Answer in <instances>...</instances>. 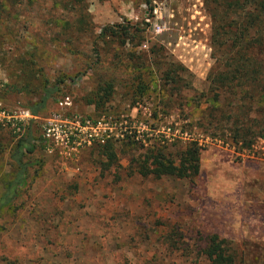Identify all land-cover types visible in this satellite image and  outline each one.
<instances>
[{
    "label": "rangeland",
    "instance_id": "rangeland-1",
    "mask_svg": "<svg viewBox=\"0 0 264 264\" xmlns=\"http://www.w3.org/2000/svg\"><path fill=\"white\" fill-rule=\"evenodd\" d=\"M111 25L130 35L137 27L141 39L97 40ZM210 34L203 0H0V194L15 172L12 125L35 147L26 186L0 211V264H206L212 235L235 264H264L263 140L239 160L227 138L206 141L189 179L137 173L188 123L178 115L187 106L176 112L161 98V73L180 64L192 91H204ZM50 89L35 116L12 118ZM63 98L69 106L59 108ZM57 115L114 121L105 145L115 160L96 144L69 157L48 153L38 128Z\"/></svg>",
    "mask_w": 264,
    "mask_h": 264
},
{
    "label": "trees",
    "instance_id": "trees-1",
    "mask_svg": "<svg viewBox=\"0 0 264 264\" xmlns=\"http://www.w3.org/2000/svg\"><path fill=\"white\" fill-rule=\"evenodd\" d=\"M203 4L210 18L213 60L205 77V90L192 91V75L180 64L169 63L161 73V98L165 96L176 112L179 106H187L188 111L180 110L178 115H183L188 123L175 129L179 134H171L170 142L166 139L161 145L152 146L150 159L138 162L140 177L155 180L195 177L199 172V154L206 141L214 143L227 138L238 160L252 152L257 140L264 141V0H203ZM121 29L120 25L105 26L100 29L97 40L104 41L110 36L124 45L137 33L138 40L141 39L139 28L132 26V35ZM184 90L192 96L184 97ZM52 91L46 90L40 101L28 109L31 116L43 109ZM22 136L9 156L15 172L11 179L2 182L0 211L10 206L18 191L26 186L30 165L26 156L35 147L28 133ZM99 149L108 160H115L111 145ZM202 255L206 264H235L234 253L215 235L207 239Z\"/></svg>",
    "mask_w": 264,
    "mask_h": 264
},
{
    "label": "built area",
    "instance_id": "built-area-1",
    "mask_svg": "<svg viewBox=\"0 0 264 264\" xmlns=\"http://www.w3.org/2000/svg\"><path fill=\"white\" fill-rule=\"evenodd\" d=\"M67 98L59 101L58 107H67ZM23 117H12L18 123L24 118H30L29 112H24ZM116 125L111 119L90 121L79 117H65L57 115L56 118L41 124L38 134L48 153H56L59 156L69 157L77 153L81 148L96 144L104 146L112 138V132ZM13 133L19 138L23 134V125H12Z\"/></svg>",
    "mask_w": 264,
    "mask_h": 264
}]
</instances>
